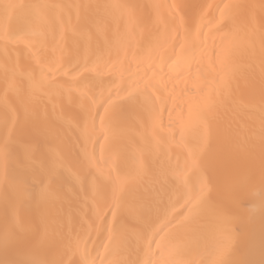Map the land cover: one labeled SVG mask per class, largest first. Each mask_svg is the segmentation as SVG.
I'll return each mask as SVG.
<instances>
[{
    "label": "bare ground",
    "instance_id": "1",
    "mask_svg": "<svg viewBox=\"0 0 264 264\" xmlns=\"http://www.w3.org/2000/svg\"><path fill=\"white\" fill-rule=\"evenodd\" d=\"M262 199L264 0H0V261L264 264Z\"/></svg>",
    "mask_w": 264,
    "mask_h": 264
},
{
    "label": "snow or ice",
    "instance_id": "2",
    "mask_svg": "<svg viewBox=\"0 0 264 264\" xmlns=\"http://www.w3.org/2000/svg\"><path fill=\"white\" fill-rule=\"evenodd\" d=\"M12 7L14 6L10 4L4 5L5 10ZM233 7H240V6L236 5ZM7 122H8V118L6 117V137L4 139L3 150H2L3 155L5 157H7L8 155L10 142L12 138H14L16 135L17 125H18V121H17L13 124L11 128H7ZM202 203H203V193H197L192 195V197L187 201L186 207L187 205H193V207L189 208V216H185L183 222H189L191 218H194L199 213V208ZM260 208L261 210H264V199H262L260 202ZM180 215L183 216V213H181ZM14 233H15V228L9 230V228L6 227L2 231H0V245H3L7 249L13 240ZM139 238L145 244H147L149 248H151V245L154 242V237L151 235L149 229L146 228L141 233ZM0 264H63V261L61 259L41 260L33 256L32 258L22 261H0Z\"/></svg>",
    "mask_w": 264,
    "mask_h": 264
}]
</instances>
